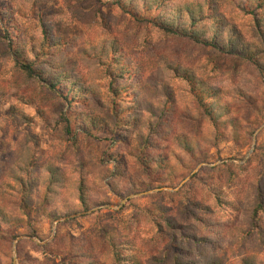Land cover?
I'll return each mask as SVG.
<instances>
[{
  "label": "rangeland",
  "instance_id": "obj_1",
  "mask_svg": "<svg viewBox=\"0 0 264 264\" xmlns=\"http://www.w3.org/2000/svg\"><path fill=\"white\" fill-rule=\"evenodd\" d=\"M182 1L196 5L204 0ZM242 1L235 0L233 6L232 0L222 2L226 16L235 24L249 22L243 15L237 17ZM8 6L23 26L27 39L40 36L45 23L54 41L61 42L55 59L87 77L89 82L105 83L101 77L102 65L95 59V48L101 50L114 43L126 50L130 59L144 70L143 85L138 90L143 129L161 122L156 118L160 110H170L164 107L168 99L166 90L173 92V108L177 114L175 118L167 112L165 122L171 134L162 140V149L154 152L167 157L168 165L161 176L163 179L173 176L176 187L162 186V182L168 184V179L161 184L154 182L147 189L141 168L137 171L128 168L126 176L114 182L116 164L110 154H122L124 148L115 149L111 137L104 133L83 135L76 125L67 123L64 115L68 107L78 111V104L65 101L63 91L53 90L44 81L19 72L0 34V82H4L0 91V170L8 171L30 147L43 165L59 164L57 157L64 154L66 158L60 166L66 169L71 181L65 190L69 203L58 197L55 208L41 207L44 194L34 190L32 219L22 216L26 222L12 230L18 237L12 244L13 264H74L75 258L79 260L86 253L100 261L106 248L102 234L114 228L142 245L145 262L150 264L152 257L161 255L165 247L163 240L168 235H160L163 233L150 223L149 208L170 203L177 210L182 209V204L192 208L196 203L213 207L210 187L220 189L226 202L236 204L237 209L234 213L218 209L213 215V219L225 222L228 228L222 251L206 250L207 258L221 259V264H238L246 249L241 252L237 239L246 236V227L252 224L259 190L264 199V43L258 35L250 27H243V41L256 45L260 53L249 58L205 47L182 35L166 34L143 18H134L120 8L118 0H0V12ZM167 63L187 68L217 87L235 107L234 121L226 124L219 140L207 144L213 137L212 129L201 121L200 107L187 82L179 77L173 79L166 72ZM16 111H24L28 120H12V113ZM179 135L199 141L207 161H202L203 155L192 159L185 154L177 142ZM177 157H182L185 164L179 165ZM79 163L85 164L83 170L88 177L87 194L91 203L80 207L76 202L73 209L78 211L76 214L56 221L52 213L57 207L64 209L63 206L75 203L76 190L72 184L78 178L73 169ZM4 176L0 172L1 182ZM112 184L117 190L132 194L116 196ZM12 195H3L0 206L10 213H19L14 205L18 200ZM176 216L182 223L179 231L190 237L187 242H194L192 237L207 235V232L199 233L201 229L187 214L179 212ZM29 221L37 229L38 238L28 236ZM186 221L192 225L188 227ZM103 227L106 229L102 232ZM20 241L24 242L18 258ZM2 248L0 244V251ZM249 248L252 253L258 250L253 245ZM0 259L2 264H9V256Z\"/></svg>",
  "mask_w": 264,
  "mask_h": 264
},
{
  "label": "trees",
  "instance_id": "obj_2",
  "mask_svg": "<svg viewBox=\"0 0 264 264\" xmlns=\"http://www.w3.org/2000/svg\"><path fill=\"white\" fill-rule=\"evenodd\" d=\"M232 1L233 6L235 0ZM222 2L223 0H204L195 5L182 0H118V5L134 18H143L171 36L182 35L205 47L229 55L241 54L249 58L259 56L256 45L243 41L242 32L243 27H250L264 43V0H243L239 3L240 12L237 17L243 15L246 19L249 18V22L239 21L238 24L226 16ZM11 10L8 6L0 12V34L7 44V50L14 58L18 71L28 78L44 81L53 90L63 91L62 97L65 101L71 104L73 100L78 104V111H71V107H68L64 116L65 121L76 125L80 133L83 135H93L94 132L104 133L111 137L115 149L120 146L124 148L122 154H110L111 160L116 164L114 182L119 178L123 179L128 168L136 171L141 168L143 185L147 189H151L154 182L160 181L161 184L163 180L168 179V184L162 182V186L176 187L173 184V176L164 179L161 176L168 165L167 157L154 154L162 149V140L169 138L171 134L165 122L167 112L177 118L176 110L173 108V92L166 90L168 99L164 107L170 110L162 109L158 112L156 118L161 122L151 123L143 129L138 90L143 85L141 76L144 70L137 61L130 59L126 50H122L123 48L114 43H110L108 47L104 46L101 50L95 48V59L102 65L101 77L103 76L105 83L102 85V83L89 82L87 77L74 69H68L55 59L57 56L54 54L61 48V42L54 41L53 33L45 23L42 25L40 36L27 39L23 26L18 23ZM167 64L166 72H170L173 79L179 77L187 82L190 93L200 107L201 121L211 127L213 137L207 141V144L219 140L226 124L234 121L235 107L225 100L224 93L220 89L198 78L187 68ZM2 85L4 82H0V91ZM12 114V120H28L24 111H16ZM177 142L180 149L192 159L203 155L202 161H207L206 152L199 141L179 135ZM36 155L29 147L8 171L2 173L0 170L3 176L5 174L3 182L0 180V200L5 194H13L12 196L18 200L14 205L19 213H10L0 206V244L3 246L0 258L9 256V264H13L12 244L18 238L12 230L26 222L22 216L32 219L34 190L42 196L44 194V202L41 205L43 208L45 206L55 208L54 203L58 197L62 202L68 201L65 198V190L71 181L66 169L60 166L66 158L65 155L60 154L57 157L59 164L48 162L46 165L41 164L40 158ZM177 158L179 165L185 164L182 157ZM84 165L79 163V166L73 169L78 178L72 184V188L76 190V197H73L75 203L63 206L64 209L57 207L52 213L54 220L76 214L78 211L73 210L76 202L80 207H88L91 203L87 194L88 177L84 174ZM191 172L192 170L189 174ZM195 178L197 176H194ZM112 186L116 196L126 197L132 194L117 190L113 184ZM259 191L260 197L251 217L252 224L246 227L247 235L239 236L237 239L241 252L246 249L238 264H264V199L262 191ZM210 193L215 202L213 207L196 203L192 208L182 204V209L177 210L173 205L171 207L172 203H170L163 206L152 205L149 208L150 223L163 233L160 235H168V238L163 240L165 247L163 246L161 255L152 257L150 264H221V259L212 256L207 258L209 255L206 252L215 249L222 251L228 228L225 222L213 219V215L218 209L234 213L237 205L227 203L225 194L216 187H210ZM179 212L194 219L197 228L201 229L199 233L207 232V235L192 237L194 242H187L190 237L179 231L182 228V223H179L176 216ZM29 224L28 236L38 238L37 229L30 221ZM186 224L188 227L192 225L190 221H186ZM105 229L103 227L102 232ZM102 240L106 242V248L100 261L92 259L91 255L86 253L80 255L79 260L75 258L74 264H147L144 247L141 248L142 245H138L128 236L117 233L115 228L105 230ZM23 242L18 243V258ZM250 245L258 248L259 251L252 253ZM202 246L207 247L202 250ZM0 264H2L1 259Z\"/></svg>",
  "mask_w": 264,
  "mask_h": 264
}]
</instances>
